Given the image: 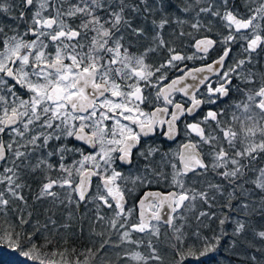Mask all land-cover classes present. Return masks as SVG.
I'll return each mask as SVG.
<instances>
[{"label": "snow or ice", "instance_id": "obj_1", "mask_svg": "<svg viewBox=\"0 0 264 264\" xmlns=\"http://www.w3.org/2000/svg\"><path fill=\"white\" fill-rule=\"evenodd\" d=\"M0 246L264 264V0H0Z\"/></svg>", "mask_w": 264, "mask_h": 264}, {"label": "trees", "instance_id": "obj_2", "mask_svg": "<svg viewBox=\"0 0 264 264\" xmlns=\"http://www.w3.org/2000/svg\"><path fill=\"white\" fill-rule=\"evenodd\" d=\"M191 65V63H189ZM31 183V181H30ZM36 191V185L32 184V191L29 192L28 190H25V194L29 197V203H32L31 197L35 194ZM84 233L81 237V239L77 240L76 246L79 247L81 245H86L88 243V230H87V224L84 225ZM79 234V233H78ZM22 257H18L17 255L12 253L11 249H8L7 247L0 246V264H20V261L22 260Z\"/></svg>", "mask_w": 264, "mask_h": 264}, {"label": "flooded vegetation", "instance_id": "obj_3", "mask_svg": "<svg viewBox=\"0 0 264 264\" xmlns=\"http://www.w3.org/2000/svg\"><path fill=\"white\" fill-rule=\"evenodd\" d=\"M166 147L175 148V147H176V145H175V144H172V143H168V144L166 145ZM141 194H142V193H141Z\"/></svg>", "mask_w": 264, "mask_h": 264}, {"label": "rangeland", "instance_id": "obj_4", "mask_svg": "<svg viewBox=\"0 0 264 264\" xmlns=\"http://www.w3.org/2000/svg\"><path fill=\"white\" fill-rule=\"evenodd\" d=\"M189 63H191V64H192V63H194V62H189Z\"/></svg>", "mask_w": 264, "mask_h": 264}]
</instances>
